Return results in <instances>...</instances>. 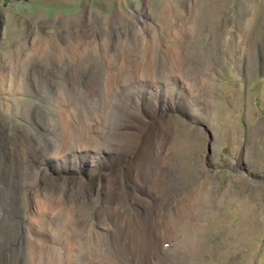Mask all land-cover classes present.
<instances>
[{"label":"bare ground","instance_id":"obj_1","mask_svg":"<svg viewBox=\"0 0 264 264\" xmlns=\"http://www.w3.org/2000/svg\"><path fill=\"white\" fill-rule=\"evenodd\" d=\"M107 22L108 35L40 36L0 65V264H24L26 243L30 264H194L217 255L206 241L212 211L185 181L188 144L169 145L134 118L148 105L147 114L166 116L169 94V108L191 101L163 89L176 79L159 78V50L114 73L122 49L149 44L124 22ZM21 94L40 101L22 106ZM174 156L185 161L174 165Z\"/></svg>","mask_w":264,"mask_h":264},{"label":"rangeland","instance_id":"obj_2","mask_svg":"<svg viewBox=\"0 0 264 264\" xmlns=\"http://www.w3.org/2000/svg\"><path fill=\"white\" fill-rule=\"evenodd\" d=\"M83 14L80 27L77 17ZM106 20L139 30L149 44L122 49L114 73L124 70L123 63L142 67L144 54L159 50L157 67L164 70L159 78L176 79L175 85L161 82L163 89L174 88L191 101L169 108L174 101L169 94L166 116L147 114L148 105L134 118L150 121L149 131L168 138L169 145L184 139L190 148L188 190L207 200L208 219L216 224L206 241L217 255L194 264H264V0H0V65L40 36L69 43L70 36L77 35L78 42L82 36L108 35ZM193 24L196 31L189 29ZM101 81L104 100L107 88ZM21 97L22 106L40 101ZM44 117L49 121L53 114L46 111ZM28 245L24 264H30Z\"/></svg>","mask_w":264,"mask_h":264}]
</instances>
